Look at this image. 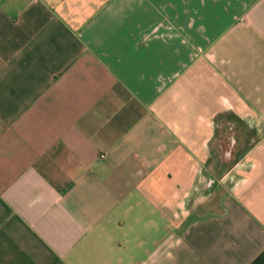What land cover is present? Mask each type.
I'll return each instance as SVG.
<instances>
[{
	"label": "crops",
	"instance_id": "1",
	"mask_svg": "<svg viewBox=\"0 0 264 264\" xmlns=\"http://www.w3.org/2000/svg\"><path fill=\"white\" fill-rule=\"evenodd\" d=\"M0 264H264V0H0Z\"/></svg>",
	"mask_w": 264,
	"mask_h": 264
}]
</instances>
